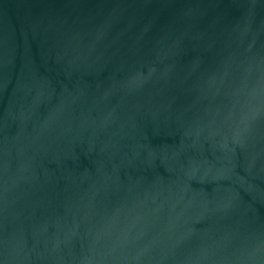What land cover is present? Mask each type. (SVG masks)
I'll list each match as a JSON object with an SVG mask.
<instances>
[{
  "label": "water",
  "instance_id": "water-1",
  "mask_svg": "<svg viewBox=\"0 0 264 264\" xmlns=\"http://www.w3.org/2000/svg\"><path fill=\"white\" fill-rule=\"evenodd\" d=\"M0 264H264V0H0Z\"/></svg>",
  "mask_w": 264,
  "mask_h": 264
}]
</instances>
